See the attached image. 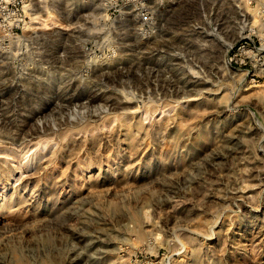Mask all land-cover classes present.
<instances>
[{
	"label": "rangeland",
	"instance_id": "rangeland-1",
	"mask_svg": "<svg viewBox=\"0 0 264 264\" xmlns=\"http://www.w3.org/2000/svg\"><path fill=\"white\" fill-rule=\"evenodd\" d=\"M17 2L0 264H264V0Z\"/></svg>",
	"mask_w": 264,
	"mask_h": 264
},
{
	"label": "built area",
	"instance_id": "built-area-1",
	"mask_svg": "<svg viewBox=\"0 0 264 264\" xmlns=\"http://www.w3.org/2000/svg\"><path fill=\"white\" fill-rule=\"evenodd\" d=\"M172 1L173 0H159V2H158L156 0V3L162 5L164 2L168 3V2H172ZM15 3L19 4L17 2V0H16V2H12L11 4H8L6 0H2L0 2V12H1L0 14L4 16L3 20L5 19V22L7 24L10 23L12 25L13 22H19V20L16 18L17 15L12 10L8 9L9 6L13 7ZM138 4L140 5L139 6L140 12L138 15L141 16V18L145 21V24L143 26L150 28V25L152 23L151 22L152 21V15L154 16V12L152 14L149 11V8L147 6H145V4L143 2H138L137 5Z\"/></svg>",
	"mask_w": 264,
	"mask_h": 264
},
{
	"label": "bare ground",
	"instance_id": "bare-ground-1",
	"mask_svg": "<svg viewBox=\"0 0 264 264\" xmlns=\"http://www.w3.org/2000/svg\"><path fill=\"white\" fill-rule=\"evenodd\" d=\"M9 186V185H8ZM3 204V203H2ZM2 204H1V206H2Z\"/></svg>",
	"mask_w": 264,
	"mask_h": 264
}]
</instances>
